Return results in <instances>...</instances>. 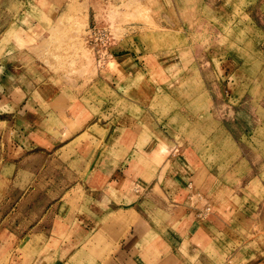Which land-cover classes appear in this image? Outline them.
Listing matches in <instances>:
<instances>
[{"label":"rangeland","instance_id":"1","mask_svg":"<svg viewBox=\"0 0 264 264\" xmlns=\"http://www.w3.org/2000/svg\"><path fill=\"white\" fill-rule=\"evenodd\" d=\"M138 222L140 264H264V0H0V264Z\"/></svg>","mask_w":264,"mask_h":264},{"label":"crops","instance_id":"2","mask_svg":"<svg viewBox=\"0 0 264 264\" xmlns=\"http://www.w3.org/2000/svg\"><path fill=\"white\" fill-rule=\"evenodd\" d=\"M41 153H43L41 151ZM46 159V158H45ZM52 160V159H51ZM48 162H40V167L41 169L44 168V166L46 164H51L54 165L55 162L51 161ZM55 161L57 162L59 169H61L60 167V163L61 161H59V158ZM39 164H38V168H39ZM44 169L42 170L43 174ZM117 173V172H116ZM119 174V173H118ZM155 174V173H154ZM116 176V175H115ZM87 178H85L81 183H78L80 185L83 186V197L81 200H87V198H90V193L88 191H90L91 189H93L95 187V184H101V183H106V188L108 187V190H110V193L107 195V189H105V192H100L97 194L98 196V204H103L104 205V210H96L95 212H99L97 215L99 217V219L101 220L102 218L109 216L110 212H113V210L111 208L108 207V201L110 202L109 204H111V202H114L117 197L116 193V188L119 185V183L117 181H113L112 183L107 182L108 179L102 175L101 172H95L93 174V179L91 181L86 180ZM118 179V178H117ZM118 180H122V179H118ZM74 184V182L72 183ZM161 182L160 180L157 182H152V185H160ZM66 186L71 185L70 182H66L65 183ZM112 187L114 188L113 190V194L111 195V189ZM88 188V190L86 189ZM107 205V206H106ZM55 212V211H54ZM47 213H52L53 217H58L57 213H53L52 210H49V212ZM42 216H44V214H42ZM52 217V218H53ZM89 218V217H88ZM94 218V217H93ZM96 222H94L92 225H95ZM89 225V223L87 224ZM139 226V227H138ZM138 226L134 227L132 226L131 229V233L129 234V238H128V242H120V246L119 248H115L114 251H116L114 254H110V256L106 257H102V258H98L97 256L91 255L88 252V249L86 247V249L81 250V247H79V245H76L73 249V252H70L69 254L67 253V255L65 253H59L60 256H64L66 255V257L64 258V260L67 261V263H63V264H140L142 258L145 257V255H141L142 249L144 248L145 245H147L148 243L144 242V240H142L141 238H139V234L142 230H144L143 228L140 227L139 222H138ZM42 231V230H40ZM46 237V235H45ZM84 246L85 242L82 243ZM68 248V247H66ZM181 256L178 260L181 259L185 260L188 258V253L185 251H183V253H180ZM63 260L60 259H54L53 260V264H60Z\"/></svg>","mask_w":264,"mask_h":264}]
</instances>
